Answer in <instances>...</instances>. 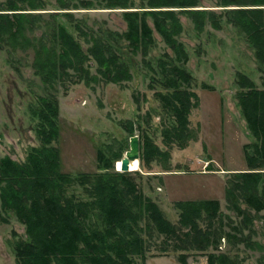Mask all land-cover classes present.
Instances as JSON below:
<instances>
[{"label":"trees","instance_id":"trees-1","mask_svg":"<svg viewBox=\"0 0 264 264\" xmlns=\"http://www.w3.org/2000/svg\"><path fill=\"white\" fill-rule=\"evenodd\" d=\"M57 1L58 10L46 21L48 33L37 37L31 33L46 13L41 11L48 9V1L0 0V48L11 52L32 49L33 67L49 91L33 111L39 119L36 131L41 144L23 162L0 155V221L9 222L8 216L14 214L25 226L26 237L14 241L16 264H147L156 237L161 238L162 252L179 251L180 264H190L189 257L196 252L206 253L208 264H242L238 255L221 249L223 238L230 245L243 242L247 249L263 252L264 244L252 239V232H256L254 219L264 211V81L260 88L247 74H237L238 100L255 138L244 145L248 168L233 172L226 187L228 208L242 215L239 223L224 214L221 202L214 198L177 200L178 222L170 220L140 187L135 178L140 171L115 169V161L128 150L123 142L109 145L107 152L98 149L95 172L63 171L56 145L60 139L56 86L67 92L81 82L90 86L131 81L134 73L127 54L140 53L163 87L156 96L163 110L166 147H160L148 132L140 134V162L148 169L154 161L168 162L174 147L184 149L198 139L191 114L200 96L193 89L192 74L177 64L188 59L178 39L184 29L180 14L188 15L199 31L207 25L222 29L224 21L238 27L264 72V0H216L218 9L204 8L203 0H142L140 6L134 0ZM96 5L123 8L126 31L104 26L92 29L75 18L74 10ZM66 18L85 37L86 49L69 30ZM149 18L176 55L166 53L157 68L146 59L156 41ZM135 123L133 119L120 122L130 137ZM166 170H170L167 165ZM74 186L82 188L80 194L70 192ZM242 201L256 215L243 208ZM245 228L249 234H244Z\"/></svg>","mask_w":264,"mask_h":264},{"label":"rangeland","instance_id":"rangeland-1","mask_svg":"<svg viewBox=\"0 0 264 264\" xmlns=\"http://www.w3.org/2000/svg\"><path fill=\"white\" fill-rule=\"evenodd\" d=\"M47 1L48 9L41 11L46 13L31 33L33 36L48 33L50 28L46 21L50 19V13L59 8L57 0ZM134 1L136 6L141 5L142 0ZM202 5L218 9L216 0H203ZM123 10L96 5L93 9L74 10V15L89 28L104 26L123 32L127 29ZM180 18L184 29L178 39L184 44L188 59L177 64L192 74L193 89L200 96V103L191 114V125L198 139L184 149L174 147L168 162L154 161L151 169L139 160V169L132 172L140 171V175L135 174L140 187L175 223L179 219L175 201L206 198L218 199L223 213L239 223L242 215L234 208H228L226 187L233 172L248 168L244 145L255 138L238 100L237 74H247L262 88L264 72L260 70L254 48L238 27L224 21L222 29L207 25L205 30L199 31L188 15L182 13ZM65 22L86 49L89 44L85 37L67 18ZM149 23L154 28L156 41L146 59L157 68L158 60L166 59V53L173 58L176 55L155 29L151 18ZM127 58L134 73L131 81L123 84L102 81L90 86L81 82L71 85L67 92L56 86L60 107V139L56 145L60 148L63 171L74 174L95 172L98 149L107 152L109 145L116 147L122 142L129 149L130 136L120 124L125 119L136 121L133 135L148 132L160 147L166 148L162 133L163 110L156 96V91L163 87L156 83L154 73L140 53L130 52ZM33 60L32 49L11 52L0 48V155L10 156L18 162H23L29 151L41 144L36 131L39 119L33 111L40 98L49 92L41 75L36 73ZM95 70L94 63L92 72ZM139 115L143 119H139ZM118 161H115L116 170ZM166 165L170 170H166ZM81 189L74 186L70 192L80 194ZM241 203L243 208H249L243 201ZM249 209L256 215L255 209ZM263 213L261 211L254 219L256 232H252V239L264 244ZM8 217L9 222L0 221V264H16L14 241L26 237L25 226L16 216L10 214ZM249 233L250 229L245 228L244 234ZM160 242L161 238L153 239L147 264H180L179 251L171 249L164 253L159 248ZM220 247L238 255L242 264H260L264 256V251L247 249L243 242L230 245L226 238L222 239ZM189 262L208 264L206 253H191Z\"/></svg>","mask_w":264,"mask_h":264},{"label":"water","instance_id":"water-1","mask_svg":"<svg viewBox=\"0 0 264 264\" xmlns=\"http://www.w3.org/2000/svg\"><path fill=\"white\" fill-rule=\"evenodd\" d=\"M141 153V140L139 135H132L130 137V148L125 152L124 156L121 159V166L118 167V170L129 171L130 163L136 159L140 160Z\"/></svg>","mask_w":264,"mask_h":264},{"label":"bare ground","instance_id":"bare-ground-1","mask_svg":"<svg viewBox=\"0 0 264 264\" xmlns=\"http://www.w3.org/2000/svg\"><path fill=\"white\" fill-rule=\"evenodd\" d=\"M117 165H118V167L121 166V160L118 161ZM139 167H140V162L138 159H136L130 163V170L139 169Z\"/></svg>","mask_w":264,"mask_h":264}]
</instances>
